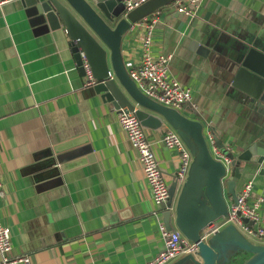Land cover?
<instances>
[{
    "label": "crops",
    "instance_id": "crops-1",
    "mask_svg": "<svg viewBox=\"0 0 264 264\" xmlns=\"http://www.w3.org/2000/svg\"><path fill=\"white\" fill-rule=\"evenodd\" d=\"M156 16L150 53L171 55L169 76L192 94L179 111L219 130L226 148H241L264 122V108L242 104L227 68L243 44L264 45V0H203L192 17L172 2ZM147 21L122 35L127 73L139 65ZM70 41L63 25L21 0L0 4V221L11 229V254L30 264H144L163 248L158 221L166 204L152 202L120 110L86 86ZM168 130L145 128L169 186L179 161L161 143ZM87 156L93 160L63 173L54 167ZM247 181L264 196V177L256 175L238 181V194Z\"/></svg>",
    "mask_w": 264,
    "mask_h": 264
},
{
    "label": "water",
    "instance_id": "water-1",
    "mask_svg": "<svg viewBox=\"0 0 264 264\" xmlns=\"http://www.w3.org/2000/svg\"><path fill=\"white\" fill-rule=\"evenodd\" d=\"M123 1L21 0L37 15L49 22L54 21L57 26H64L81 76H84V71L80 54L83 53L87 59L95 81L89 86L94 96L116 109L133 113L146 129L157 133H162L164 127L173 130L189 151L192 161L178 194L174 228L171 210L179 186L176 179L168 186L169 198L162 221L168 231L176 229L182 237L196 244L198 260L193 256H183L174 264L184 261L232 264L241 254L251 255L241 264H264V244L251 242L232 225L224 227L207 242L200 236L201 231L213 221L227 216L225 195L236 201L239 195L236 186L242 177H264V122L258 123L244 146L226 148L222 144L221 132L211 124L206 126L189 119L179 110L157 104L142 94L122 64V35L132 24L175 0H148L126 15ZM231 59L227 68L230 86L242 94V104L249 111L264 108V45L245 43ZM209 134L224 157L222 161L214 159L209 152L206 140ZM92 160V156H87L86 160L57 161L54 167L63 173L65 169Z\"/></svg>",
    "mask_w": 264,
    "mask_h": 264
},
{
    "label": "built area",
    "instance_id": "built-area-1",
    "mask_svg": "<svg viewBox=\"0 0 264 264\" xmlns=\"http://www.w3.org/2000/svg\"><path fill=\"white\" fill-rule=\"evenodd\" d=\"M6 1L0 0V4ZM147 1L124 0V15ZM202 1L175 0L173 3L178 14L192 17L200 8ZM156 12L147 16L148 21L145 25L144 34L138 38L142 56L139 65L131 69L128 75L139 91L150 100L170 109L181 110L183 106L191 102L192 94L189 89L184 88L176 79L169 76L168 63L171 60V55L159 54L152 56L150 53L153 31L157 26ZM80 57L86 86H91L95 81L92 78L90 66L83 53L80 54ZM117 120L120 128L125 133L129 146L137 155L152 202L158 207L164 206L169 198L168 185L151 144L146 137L145 128L131 112L120 110L117 114ZM207 138L210 154L214 159L222 161L224 157L215 145L212 136L210 135ZM160 140L166 149L176 152L179 163L175 179L183 183L192 161L189 151L173 130H168L162 134ZM2 197L3 190L0 182V200ZM226 203L227 216L220 217L205 227L200 233L202 241L207 242L210 237L228 225L234 226L248 240L249 238H255L264 241V214H261L262 210L264 211V196L254 195L253 182L247 181L244 184L235 202L231 200ZM158 232L163 241V248L144 264H169L183 256H193L198 260L196 244L186 240L176 229L168 231L164 222L160 219L158 221ZM11 252V229L0 221V264H30L29 256H13Z\"/></svg>",
    "mask_w": 264,
    "mask_h": 264
},
{
    "label": "rangeland",
    "instance_id": "rangeland-1",
    "mask_svg": "<svg viewBox=\"0 0 264 264\" xmlns=\"http://www.w3.org/2000/svg\"><path fill=\"white\" fill-rule=\"evenodd\" d=\"M240 187L238 186L237 190L239 191ZM249 240L253 241V242H262L261 240L259 239H255V238H249ZM251 258V255L250 254H241L237 257V261L235 263H232V264H241L245 261H247L248 259ZM179 258H177L176 260L172 261V263L170 262L169 264H174L176 261H178ZM179 264H192L190 263L189 261H184L183 263H179Z\"/></svg>",
    "mask_w": 264,
    "mask_h": 264
},
{
    "label": "bare ground",
    "instance_id": "bare-ground-1",
    "mask_svg": "<svg viewBox=\"0 0 264 264\" xmlns=\"http://www.w3.org/2000/svg\"><path fill=\"white\" fill-rule=\"evenodd\" d=\"M189 140L192 141V139L189 137ZM172 263V262H171Z\"/></svg>",
    "mask_w": 264,
    "mask_h": 264
}]
</instances>
